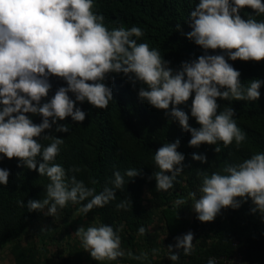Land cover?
I'll list each match as a JSON object with an SVG mask.
<instances>
[{
  "label": "clouds",
  "instance_id": "clouds-1",
  "mask_svg": "<svg viewBox=\"0 0 264 264\" xmlns=\"http://www.w3.org/2000/svg\"><path fill=\"white\" fill-rule=\"evenodd\" d=\"M93 8L94 0H0V155L9 160L16 158L17 167L23 165L49 180L45 197L28 201L29 212L47 208L45 215L55 217L71 202L80 204L79 213L86 215L93 208L115 200L116 190L125 185V176L131 179L139 175L137 169H128L123 174L115 171L109 181L111 187L105 185L97 193L94 187L86 186L75 175L69 177L61 165L54 163L63 139L44 135L42 139L51 141L47 146L38 139L53 125H57L56 132H68L66 124H57L67 117L83 122L86 113L76 107L77 102L107 108L113 100L111 88L104 83L109 73L122 74L131 84L143 85L138 91L139 98L178 121L191 135L190 147L218 142L227 147L233 141L239 147L246 134L237 126L233 108L226 106L218 113L217 98L256 101L260 97L264 81L253 79L245 86L240 80L241 73L228 60H264V20L255 18L264 14L262 0H199L188 15L191 31L186 37L205 54L182 62L175 71L158 50L146 42H137L144 36L140 27L126 28L114 22L116 26L109 29L103 15L94 13ZM245 8L252 9L254 15L243 18L240 12ZM176 28L179 30L180 25ZM217 49L223 54H207L208 50ZM52 76L63 79L67 87H59L50 100L41 104L52 87L49 83ZM190 97L191 117L199 128L191 127L188 114L178 107ZM26 114L39 115L42 120L35 124ZM179 143V140L166 143L155 152L158 171L150 178L155 179L158 192L171 189L183 171L185 157L177 151ZM214 151L219 153L221 148L217 146ZM192 159L207 162L204 155L193 154ZM222 171L226 174H203L199 198L196 192L188 194L197 219L211 222L222 208H239L248 199L254 205L250 211L264 217V152L230 164ZM9 175V170L0 169V185L8 184ZM185 203L181 198L174 205L179 208ZM129 206L130 200L115 205L117 210H127ZM119 231L100 224L81 226L74 235L83 250L100 264L125 255L146 261L147 252L134 255L121 249ZM146 232L144 227L138 229L139 236ZM174 239L175 244L167 247L170 261L179 259L180 250L185 256L192 254L191 231ZM151 251L155 255L159 250ZM207 264H216L215 258H209Z\"/></svg>",
  "mask_w": 264,
  "mask_h": 264
},
{
  "label": "trees",
  "instance_id": "trees-1",
  "mask_svg": "<svg viewBox=\"0 0 264 264\" xmlns=\"http://www.w3.org/2000/svg\"><path fill=\"white\" fill-rule=\"evenodd\" d=\"M198 2L199 0H94L93 11L103 15V22L109 29L116 26L114 22L123 24L126 28L140 27L144 36L138 38L137 42H146L150 48L158 50L162 59L170 62L168 67L175 71L180 68L182 62L195 60L205 54L201 47L186 37V34L191 31L187 22L188 15ZM250 14L254 15V12L249 8L242 9L240 12L245 19ZM255 18L258 21L264 20V14ZM177 24L180 25L179 30L176 28ZM207 54L223 53L217 49L208 50ZM228 63L241 73L240 80L245 86L253 79L264 81V60L260 62L228 60ZM49 83L52 87L48 96L42 98L41 104L50 100L59 87H67L63 79L55 76L49 77ZM104 83L113 93V100L109 101L107 108H94L87 101L77 102L76 107L86 113L83 122H74L71 117H67L63 121H57V124H66L68 132H56L57 125H53L38 138L44 146L51 142L42 139L44 135L63 139L54 163L70 171L74 168L73 165L81 153V148L83 146L89 148L90 159L84 163L83 178L88 187H94L99 193L103 190L106 179L111 176L112 171L137 169L140 172L144 167L141 165L142 157L148 153L155 154L162 145L179 140L177 151L185 157L182 164L187 159L195 165L201 163L192 159L193 154L204 155L206 158L212 156L216 159L220 172L226 174L222 170L228 166L229 156L228 148L222 142H218L217 145L201 144L199 147H190L188 141L191 135L180 127L178 121L166 115L165 110L155 109L139 98L138 91L143 85L140 83L133 85L122 74L115 73H109ZM259 92L260 97L256 101H227L217 98V104L220 106L218 113L226 106L235 110L233 118L237 126L246 134L245 141L240 144V147L248 151L246 158L264 152V83L261 84ZM68 95L75 99L72 93ZM191 103L192 97L178 107L188 114L189 125L199 128L195 119L191 117ZM26 115L35 124H39L42 120L39 115ZM217 146L221 148L219 153L214 151ZM190 150L192 154L189 156ZM18 163L16 158L9 160L0 155V165H6L2 169L10 172L8 184L0 185V205H7L8 214L13 215L11 224L0 233V246L20 235L35 215L36 210L29 212L27 203L29 200L39 199L38 188L45 177L39 176L37 171L29 170L23 165L17 167ZM154 169L153 173L158 171L157 167ZM91 180L97 183L93 185ZM155 186L154 179L152 191L162 206L160 215L168 233L167 239L175 244L174 238L185 234L188 221L179 214L177 207L170 203L173 199L170 192H158ZM139 187L138 184L130 187V202L133 209L139 206L137 191ZM113 204L115 203L111 201L104 207L95 208L100 224H112ZM246 216L247 223L242 227L228 226L223 230H216L213 243L204 250L199 252L193 250L188 256L180 250L177 261L167 259L163 264H207L212 256L231 255L234 249L233 241L238 242V249L242 250L248 260L264 264V217L251 211H248Z\"/></svg>",
  "mask_w": 264,
  "mask_h": 264
},
{
  "label": "rangeland",
  "instance_id": "rangeland-1",
  "mask_svg": "<svg viewBox=\"0 0 264 264\" xmlns=\"http://www.w3.org/2000/svg\"><path fill=\"white\" fill-rule=\"evenodd\" d=\"M227 148L229 156L227 165L247 159L248 151L240 146L237 147L235 142ZM191 154L192 150L189 151V156ZM154 155V153H148L142 157L141 165L144 167L141 168L142 171L139 172V175L131 179L125 176L124 187L116 190L115 195L118 199L112 201L115 204H113L114 211L111 215L113 220L110 225L114 230L120 229L118 234L121 238V249L125 253L131 251L134 255H139L142 252H147L148 259L146 261L134 260L125 255L115 261L104 262V264H163L168 259L167 247L174 244L167 239L168 233L160 215L162 206L152 191L154 178L150 177L156 168ZM89 159L90 149L83 146L78 159L75 160V165H73L79 171L72 172L68 169L65 170L66 174L69 177L75 175L78 180H83L85 183L83 178L84 163L88 162ZM188 160L183 164V171L176 177L173 187L167 191L173 196L170 201L171 204H174L177 199L186 200V203L177 209L179 214L188 221L185 234L189 231L193 233L194 250L199 252L213 243V235L216 230L220 231L228 226L232 228L244 226L247 223L246 213L254 205L248 199L242 202L239 208H222L211 222H200L192 209L193 200L188 197V194L196 192L197 198H199L203 174L210 176L213 172H220V170L216 159L212 156L207 158L206 163L196 165ZM5 166L0 165V169ZM119 171L123 174L125 169ZM114 172L115 170L106 179L105 185L111 187L109 181ZM48 183L49 180L45 176L38 188L40 193L38 200L45 197V189ZM137 184L140 185L137 190L138 208L133 209L129 206L127 210L121 209V212L117 210L115 205L121 200H130V187ZM80 207V204L69 202L65 208L58 211L55 217L45 215L47 208L36 210L35 215L24 227L21 234L0 246V264H100L83 250L79 238L74 235L81 226L87 228L91 225H100L95 208L85 215L79 213ZM7 210V205H0V233L11 224L13 215L8 214ZM140 227L147 229L143 236L138 235ZM154 248L159 250L155 255L151 251ZM175 251L176 249L173 248V252Z\"/></svg>",
  "mask_w": 264,
  "mask_h": 264
},
{
  "label": "built area",
  "instance_id": "built-area-1",
  "mask_svg": "<svg viewBox=\"0 0 264 264\" xmlns=\"http://www.w3.org/2000/svg\"><path fill=\"white\" fill-rule=\"evenodd\" d=\"M233 252L231 255H218V256H212V258H215L216 263H221V264H257L256 262L248 260L242 250L238 249V242L233 241Z\"/></svg>",
  "mask_w": 264,
  "mask_h": 264
}]
</instances>
